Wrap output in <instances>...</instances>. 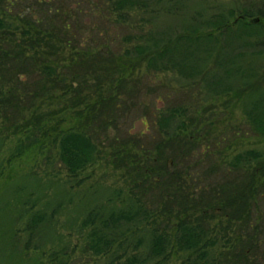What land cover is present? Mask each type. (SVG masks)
<instances>
[{
	"label": "rangeland",
	"instance_id": "rangeland-1",
	"mask_svg": "<svg viewBox=\"0 0 264 264\" xmlns=\"http://www.w3.org/2000/svg\"><path fill=\"white\" fill-rule=\"evenodd\" d=\"M37 1L19 0V5L14 11L27 9L28 13L38 17L41 14H47V5L52 6L53 9H59L64 4L62 11L68 13L70 22H77V20L79 22L76 31L79 30L83 37L89 38L94 43L100 42L107 45L108 50L119 55L137 45H154L157 40L161 42L160 45L162 43L164 45L168 40L173 39L174 35L181 33L183 25L185 28L197 25L194 27L201 30L203 37L194 51V54L201 58L203 62L201 64L204 66L199 74L194 72L196 67H189L191 70L187 74L181 73L179 69L151 71L146 69V62L141 58L123 63L126 66L139 68L134 74V71L131 74L124 73L125 83H128L130 87L135 85L138 90L133 102L135 109L132 113L129 110L121 116L115 130L113 127H110L106 133L102 131V127L93 132L89 130L93 142L97 144V149L101 153L100 157L113 153L114 137L127 139L129 136L135 141L134 149L138 152L147 150L145 154L151 158L156 148L155 141H158L159 136L160 141L163 139L160 133L162 131L158 133L159 127L155 125L157 117L168 109H180L185 112L182 121L189 127L186 135L192 137L190 140L192 146L188 145L187 148H189L188 155L193 156V160L206 159L207 161L215 158L216 163L221 165L231 162L232 158L238 154L247 157L250 151H257L264 158V129H258L255 125L259 122L264 125V46L260 44L261 38H259L260 42H257L258 37L251 36V33L256 34L261 28L252 27L247 30L248 36L243 35V38L236 41L228 40L234 39L235 32L230 33L227 39L224 35L216 33L213 34V40L209 42L204 38V34H208L211 30V27L207 25L208 21H212L219 13L226 15L235 11L239 6L248 7L251 1L255 0H136L133 10L125 8L118 11H114L113 4L110 7V2L113 0H48L50 2H46L43 6ZM256 6L258 5H255L254 9L258 8ZM238 19L239 16L235 14L229 25L233 26ZM255 19L258 18H245L244 22ZM258 22L250 23L256 25ZM168 47L171 48L170 45ZM205 49L209 52V60H207ZM223 53L226 55L224 56ZM7 68L8 72H12L10 66ZM254 71L258 76L250 78L249 75ZM104 74L99 71V75ZM32 75L6 82L5 91L14 89L15 93L6 98L8 102L12 101L11 104L0 105V171L2 172L0 207L4 208L8 205L3 209L4 213L0 214V223L4 227H7L5 223L10 224L9 228L15 235L12 239L6 238V240H4L6 234L1 237L0 264H30L32 261L33 264H50L54 258L57 259L55 263L61 264L58 256L66 264L122 263L125 255L116 245L108 255L109 257L94 256L93 252L86 247L88 230L83 229L79 232L78 225L90 209L96 208L102 211L124 209L125 204L122 200L128 196V189L133 182L128 173H124V169L116 168L110 161L107 163L99 160L97 164L74 179L61 163L55 139L52 142L51 139L39 137L40 147L8 163L19 143L18 140L23 139L27 133L25 131L32 127L31 121L35 122L39 117L45 119L47 114L52 113L50 115L52 120L46 125L50 135L52 132L49 128L58 126L60 123V126L56 127L58 130H66L70 126L81 129L84 125L78 124L76 112H82L87 106L97 104L100 98L106 99L111 87L107 86V82L104 85L101 84L99 89L90 87L89 83L92 85L95 83L92 79L88 86L74 85L76 92L81 91V93L72 91L70 98L69 96L63 98L61 90L54 91L50 88L45 90L46 94L43 92L42 95L35 96L36 91H40L37 84L39 77L37 74ZM27 87L33 94L29 97L24 91ZM251 88L255 94L247 93L243 96L242 102L232 96ZM19 94L24 95L23 101L15 105V95ZM68 99L69 102L81 101L78 104L79 108L73 110L65 108ZM175 121L177 122L163 124L164 131L170 128L169 135H174L172 131L178 126V120ZM161 156L160 162L165 165L168 163L167 168L171 172L174 169L172 159L167 154H161ZM187 164L183 163L181 168L177 167L175 170L177 175L184 176V180L178 176L179 192L186 193L191 198L193 193L195 196H198L199 192L202 193L204 201L210 205L206 212L210 210L217 219H223L217 202L214 199L211 200L215 203L207 201L210 199L208 193H214L220 185L233 181L234 176L229 175L223 167L218 174L207 172L210 164L204 162L198 166L189 163L191 169L188 171V178H185L183 171L186 170ZM80 182L82 183L77 187ZM146 185H148L146 190L141 188L138 191L134 188V196L141 195L142 200L146 202L145 206L149 210L152 209L154 213H159L163 195L155 191L151 183L146 182ZM25 211L28 212L25 213ZM35 211L45 213L44 217L47 221L41 227L43 228L46 224L49 227H44V230L41 228L39 234H43L29 240L28 234L19 230L25 228L30 215ZM257 213L261 217L258 228L263 231L262 239L264 237V230H262L264 201L259 199V196L257 204L251 207L249 222L251 233L254 230L253 224L256 223ZM198 215L196 212L189 216L197 217ZM160 220L156 222L157 225L160 224L157 229L162 230L166 227V230L170 231L177 219L164 220V224ZM218 222L219 220L209 222V229ZM132 225L135 226L131 236L128 237L131 238L129 239L130 249L126 255L135 253L140 258H146L148 264H180L182 262V257L164 263L160 262L161 258L158 256H149L148 230L136 224L135 221L126 223L125 226ZM1 226L0 228L3 229L4 227ZM50 228L51 232L48 231V234L44 232ZM216 231L212 230L210 234L213 236L210 237L220 240L218 245L221 248L223 239H219ZM27 242L29 250L26 252L24 247ZM14 245H17L18 250L23 249V254L18 257H23L24 263L15 259ZM219 246L215 245L211 249L214 258L225 251ZM171 250L173 249L169 246L165 252ZM119 255L122 258L118 262L111 261V259L116 260Z\"/></svg>",
	"mask_w": 264,
	"mask_h": 264
},
{
	"label": "trees",
	"instance_id": "trees-1",
	"mask_svg": "<svg viewBox=\"0 0 264 264\" xmlns=\"http://www.w3.org/2000/svg\"><path fill=\"white\" fill-rule=\"evenodd\" d=\"M37 2L43 6L50 1L38 0ZM261 2L262 0L251 1L248 7L239 6L235 11L226 15L219 13L212 21H208L207 25L209 28L211 27V30L208 34H204V38L209 42L213 40V34L216 33L224 35L227 39L230 33L235 32L234 39L228 40L236 41L243 38V35L248 36L249 31L247 32V30L256 27L261 29L256 34L251 33V36L256 35L257 42H260L259 38H261L260 44L264 46V0L262 4ZM136 3V0H113L110 2V7L113 4L114 11L125 8L133 10ZM18 5L19 0H0V105L11 104L12 101L8 102L6 98L15 93L14 89L5 91L6 82L32 74H37L39 77L37 84L40 91L37 90L35 96L42 95L43 92L46 94L45 90L50 88L54 91L55 89L61 90L63 98L67 96L70 98V94L73 92L81 93V91L76 92L77 86H88L92 79L95 83L93 85L89 83L90 87L99 89L101 84L104 85L106 82L107 86L111 87L106 99L100 98L97 104L87 106L82 112H76L78 124L84 125L81 126V129L70 126L66 130H58L56 127H59L60 123L58 126L49 128L52 132L50 135L46 125L52 120L50 118L52 113L47 114L45 119L39 117L35 122L31 121L32 127L25 131L27 133L23 139L18 140L19 143L8 160V163H11L21 158L25 153L34 151L41 145L38 140L47 138L52 142L55 139L57 142L61 163L74 179L97 164L99 160H104L107 163L110 161L116 168L121 167L122 170L124 169V173H128L133 182H131V188L128 189V196L122 200L125 204L124 209L102 211L93 208L79 223V232H82L83 229L88 230L87 249H90L94 256L109 257L108 255L116 245L125 255V260L118 264H148L146 258H140L135 253L126 255L130 249L129 239L131 238L128 237L131 236L135 225L131 227L125 225L135 221L136 224L138 223L148 230L149 256L160 257V262L167 263V261L182 257L183 260L180 264H264V237L261 239L263 231L258 228L261 222L260 215L257 213L255 216L256 223L253 224L252 233L249 223L251 207L257 204L258 196L264 201V179H262L264 158L257 151H250L247 157L238 154L232 158L231 162L221 165L216 163L215 158L207 161L206 159L193 160V156L188 155L189 148H187L192 144L190 141L192 137L186 135V130L189 127L182 121L185 112L180 109H168L157 117L155 125L159 127L158 133L162 131L160 132L161 138L165 139L160 141L159 136L158 141H155L156 148L152 152L151 158L145 154L147 150H140V152L135 150V141L129 136L127 139L114 137L112 141L113 153L100 157L101 153L97 149V144L93 142L89 133V130L93 132L101 127L104 133L110 127H113L114 130L117 129L116 123L121 119V116L126 111L130 110L132 113L135 109L133 102L138 90L135 85L130 87L128 83H125L124 73L131 74L134 71V74L139 68L123 65L124 62L129 63L136 58H141L146 62V69L151 71L162 72L179 69L182 71L181 73L187 74L191 70L190 68L196 67L194 72L199 74L204 66L201 64L203 63L201 58L195 55L194 51L203 37L200 28L194 27L197 25L185 28L183 25L181 33L174 35L173 39L168 40L164 45L163 43L160 45L161 42L157 40L154 45H137L119 55V53L108 50L107 45L100 42L94 43L89 38L83 37L79 30L76 31L79 22L78 20L70 22L68 13L62 11L64 4L59 9H53L52 6L47 5V14H41L38 17L28 13L27 9L14 11ZM255 5H258L257 9H254ZM235 14L239 16V19L235 20L233 26H230V20ZM250 17L258 18L259 22L256 25H251V21L245 23L244 19ZM205 53L209 60L207 49H205ZM223 54L226 55V53ZM8 66L11 67L12 72H8ZM99 71L105 74L101 76ZM257 76L256 71L249 75L250 78ZM74 85L76 87H73ZM24 91L27 97L33 95L28 87ZM247 93L248 95L255 94L251 88L246 92L244 90L242 93L232 96L242 102L243 96ZM15 96V105L23 101L20 94ZM256 97L258 98V95ZM73 102L72 100L69 102L68 99L65 108L68 110L78 109V104L81 101ZM256 104H258L257 100ZM91 109L93 110L91 111ZM175 120H178L177 128L179 129L174 128L172 131L171 128L174 135H169L171 132H168V129L170 128H166L164 131L163 124L177 122ZM259 124L255 123L258 129H264L262 122ZM83 127L84 129H82ZM159 151L161 152L159 153ZM161 154H167L172 159L171 163L174 169L171 172L167 168L169 167L168 163L165 165L160 162ZM204 162L210 164L207 172L218 174L220 168L223 167L226 172H229V175L234 176L233 181L220 185L214 190V193H208L210 199L207 201L217 202L223 219H217L213 213H210V210L206 212L210 205L204 201L202 193L199 192L198 196L193 193L191 198L188 194L178 190V176L183 180L184 176L177 175L176 168H181L183 163H188L185 165L186 170L183 171L185 178H188V171L191 169L189 163L198 166ZM0 177H2V172ZM146 182L151 183L154 186L153 189L163 195L159 213H154L152 209L149 210L141 195L134 196V188L146 190L148 187ZM81 183H78L77 187ZM163 187L164 189H162ZM211 199H214L215 202ZM203 204L206 205L202 206ZM4 208L0 207V214L4 213ZM27 212L25 211V213ZM196 212L199 214L197 217L189 216ZM44 216V212L35 211L30 215L25 228L20 229L19 232L28 234L29 240L33 237H40L43 234H39L41 226L47 221ZM156 219H161L162 224H164V220H177L174 227L167 231L166 227H163L162 230L157 229L160 224H156ZM212 220H219V222L209 229L208 223ZM166 221L165 223H168ZM5 224L7 227L1 226L0 223V226L4 227L0 228V239L4 234H6L5 238L3 237L4 240L12 239V236L15 235L9 228L10 224ZM44 227L48 228L49 225L46 224ZM50 230L51 228L44 232L48 234ZM212 230H217L216 235L219 239H223L221 248L226 251L219 253L217 258L212 255L211 249L215 245L219 246L220 240L210 237L213 236L210 234ZM262 230H264V222ZM14 246L15 259L24 263L23 257H18L23 254V249L18 250L17 245ZM169 246L173 250L165 252ZM28 250L27 242L24 251ZM58 257L61 264H66L60 256ZM120 258H122L121 255L111 261L118 262ZM56 261L57 259L54 258L50 264H57ZM30 264H33V261Z\"/></svg>",
	"mask_w": 264,
	"mask_h": 264
},
{
	"label": "water",
	"instance_id": "water-1",
	"mask_svg": "<svg viewBox=\"0 0 264 264\" xmlns=\"http://www.w3.org/2000/svg\"><path fill=\"white\" fill-rule=\"evenodd\" d=\"M256 22H258V19L251 20V23H256Z\"/></svg>",
	"mask_w": 264,
	"mask_h": 264
}]
</instances>
